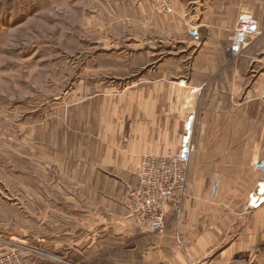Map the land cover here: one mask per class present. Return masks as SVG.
Segmentation results:
<instances>
[{
  "label": "rangeland",
  "instance_id": "obj_1",
  "mask_svg": "<svg viewBox=\"0 0 264 264\" xmlns=\"http://www.w3.org/2000/svg\"><path fill=\"white\" fill-rule=\"evenodd\" d=\"M191 5L0 0V258L23 250L28 264H103V249L86 248L87 211L101 210L102 221L104 196L119 177L104 164L109 135L142 108L194 111L195 150L221 143L212 136L218 127L254 129L257 155L264 151V47L254 63L247 59L250 70L201 71L207 58L194 66L195 52L187 48L201 45L206 32L193 23L198 17L190 21ZM260 35L227 62L244 64L245 49ZM233 112L235 120H227ZM224 139L229 146L245 140L240 133ZM203 156L191 163L195 175L213 172L199 168Z\"/></svg>",
  "mask_w": 264,
  "mask_h": 264
},
{
  "label": "crops",
  "instance_id": "obj_2",
  "mask_svg": "<svg viewBox=\"0 0 264 264\" xmlns=\"http://www.w3.org/2000/svg\"><path fill=\"white\" fill-rule=\"evenodd\" d=\"M190 1V21L198 17L193 23L205 28L206 32L200 46L187 48L195 52L194 66L197 58L206 57L207 68L201 70L204 72L227 69L239 73L252 69L251 63L264 47V0ZM243 12L253 14L262 35L257 44L245 49L244 64H230L227 57L231 54L226 47ZM248 58L254 60L248 64ZM149 103L144 101L143 105ZM157 103L159 99H153L151 104ZM142 109L141 116L138 113L135 120L131 116L120 121L108 134L104 164L115 169L119 177L114 179L116 184L112 192L104 196L102 221H96L101 217V210L93 207L87 211L88 220L83 231L87 234L88 252L98 247L103 249L100 253L104 257L103 264H264V172L256 167L264 158V151L259 150L257 155L254 129L216 127L212 136L219 137L221 143L214 145L215 150L204 143L194 149L192 161L195 162L197 154L204 153L198 158L199 168L213 172L195 175V166L191 167L189 197L183 214L177 222L171 219L166 232L158 235L130 216L128 194L136 184L142 154L159 153L166 146H177L187 115L194 111L187 106L180 111L174 106L171 109L162 107L159 113ZM235 117L233 112L227 120H235ZM236 133L245 140L229 146L224 138ZM202 136L211 135L204 130ZM229 153L233 154L229 156ZM261 181L263 183L258 185ZM258 189L260 191L251 197ZM98 233L103 235L96 240Z\"/></svg>",
  "mask_w": 264,
  "mask_h": 264
},
{
  "label": "built area",
  "instance_id": "obj_3",
  "mask_svg": "<svg viewBox=\"0 0 264 264\" xmlns=\"http://www.w3.org/2000/svg\"><path fill=\"white\" fill-rule=\"evenodd\" d=\"M258 33L255 18L242 13L235 26L234 42L228 51L239 55ZM259 99L264 103V72ZM193 128L194 116L190 115L177 146L142 157L137 182L129 192L127 204L131 217L154 233H163L170 218L179 217L184 211L189 197V172L195 149ZM256 167L264 172V158L257 162ZM24 254L23 250H13L0 258V264H28Z\"/></svg>",
  "mask_w": 264,
  "mask_h": 264
},
{
  "label": "bare ground",
  "instance_id": "obj_4",
  "mask_svg": "<svg viewBox=\"0 0 264 264\" xmlns=\"http://www.w3.org/2000/svg\"><path fill=\"white\" fill-rule=\"evenodd\" d=\"M183 87V86H182ZM189 89V88H188ZM191 89V88H190ZM175 93V92H174ZM185 99V98H184ZM195 105V104H194ZM181 109H182V107H181ZM188 122V121H187ZM261 183H263L262 181L261 182H259L258 183V185L259 184H261ZM260 191V189H258V190H256L252 195H251V197L254 195V194H256V193H258ZM259 195V194H258ZM264 197V196H263Z\"/></svg>",
  "mask_w": 264,
  "mask_h": 264
}]
</instances>
